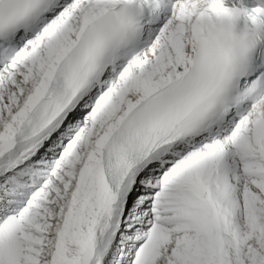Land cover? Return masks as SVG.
<instances>
[{
	"label": "snow or ice",
	"instance_id": "obj_1",
	"mask_svg": "<svg viewBox=\"0 0 264 264\" xmlns=\"http://www.w3.org/2000/svg\"><path fill=\"white\" fill-rule=\"evenodd\" d=\"M0 264H264V0H0Z\"/></svg>",
	"mask_w": 264,
	"mask_h": 264
}]
</instances>
